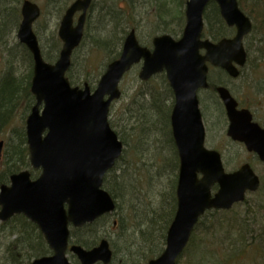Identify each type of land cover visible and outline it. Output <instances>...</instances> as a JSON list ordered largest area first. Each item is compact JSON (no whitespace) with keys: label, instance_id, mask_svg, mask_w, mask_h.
I'll use <instances>...</instances> for the list:
<instances>
[{"label":"water","instance_id":"95a60500","mask_svg":"<svg viewBox=\"0 0 264 264\" xmlns=\"http://www.w3.org/2000/svg\"><path fill=\"white\" fill-rule=\"evenodd\" d=\"M91 1L74 0L66 8L57 29L62 45L53 63L43 60L32 29L40 8L30 0L21 3L16 38L32 57L30 91L35 100L25 119L26 144L30 166L39 174L31 178L28 170H21L10 175L8 184L0 185V221L22 214L43 234L51 253L34 258L31 264H72L66 256L68 250L79 264L110 262L112 252L105 239L89 249L68 246L69 225L81 227L114 210V201L102 182L121 155L123 144L108 123V112L112 101L121 95L118 84L123 75L141 62L140 80L164 72L172 90L170 126L179 161L177 206L165 246L146 264H175L201 215L210 209H229L259 185L249 164L225 172L218 151L205 147L197 97L200 89L208 87V64L237 76V67L246 59L242 38L250 31L251 22L237 0H187L178 39L157 35L149 49L138 43L131 29L118 58L106 65L90 90L86 83L71 86L65 74L72 51L82 39ZM209 1L216 3L226 25L235 28L232 37L217 41L201 38L202 13ZM76 12L80 14L73 24ZM215 91L228 118L227 136L244 143L264 163V130L251 121L248 110L236 109L226 87L216 86ZM2 147L0 140V156ZM214 185L217 189L212 194Z\"/></svg>","mask_w":264,"mask_h":264},{"label":"trees","instance_id":"16d2710c","mask_svg":"<svg viewBox=\"0 0 264 264\" xmlns=\"http://www.w3.org/2000/svg\"><path fill=\"white\" fill-rule=\"evenodd\" d=\"M21 1L0 0V46H3L0 49L7 51L6 55L10 61L6 74L0 78V133L4 126L10 128L0 159V185L8 182L10 174L24 169H29L32 177L38 173L29 166L23 116L19 124L10 122L15 108L21 101L24 111H27L34 102L29 90L32 68L26 75L28 80L23 83L22 78L16 75L13 62L19 56L22 61H28L30 64L31 56L20 43L15 42L14 46L8 47L6 41V37L11 36L19 24ZM105 1L110 3L107 8H100L97 11L100 27L93 38L92 47L102 53L105 52L107 63L118 57L127 29L130 30L134 25L128 19L129 23L126 25V22H122L123 18L122 20L120 18V14L131 10L128 6L132 0H125L127 7L122 8L123 10H118L117 0ZM174 1L178 7H182L181 1ZM166 2L165 0L157 5L160 19L170 11V6ZM237 2L240 9L252 20L251 31L254 27L260 29L263 44L258 50L264 51V0H237ZM67 3L68 0L46 1L47 5L53 6L57 14L65 10ZM159 8L162 10L160 11ZM92 9L93 3L90 11ZM179 13L182 19L181 8ZM89 16L86 19V27L90 23ZM203 16L204 37L218 40L231 33L223 23L214 3L207 5ZM176 35L174 34V37ZM38 41L40 44L39 38ZM48 41L49 49L46 52L41 49V53L46 61L53 62L57 58L60 41L54 32L49 34ZM83 43L84 39L75 51L82 48ZM70 71L69 68L66 73L70 83L73 85L80 82L73 78ZM162 79L165 87L160 92L154 87L146 88L144 92L140 90L139 97L131 101L133 107L137 106L135 109L130 107L133 110L132 118L136 121L118 130L114 127V122L109 120L110 126L124 145L122 154L115 166L105 174L102 183V187L115 200V211L98 218L93 223L70 229V243L91 248L101 238H106L100 228H113L121 244L119 249L114 248L112 239L109 240L113 252L109 264H146L149 259L156 257L163 249L165 233L175 212L178 158L169 125L172 94L165 78ZM96 81L83 78L80 84L87 82L93 87ZM214 85L216 83L210 81V91H213ZM143 94L147 95V98L141 97ZM160 106L167 108L165 123L162 120V111L159 110ZM127 109L130 113V109ZM152 136L156 139L152 145L160 151L166 149L168 153L165 158L159 160L152 158L149 163H145L143 160L149 158V154L145 152L147 145L145 140L151 142L148 137ZM167 172L169 176L166 179ZM252 195L253 198L246 196L243 202L235 204L228 211L206 212L196 224L176 264H256L254 261L257 256L254 251L259 253L258 257L264 264V181ZM0 232L8 238L4 245V254L1 256V264H30L34 257L50 253L36 225L21 214L0 222ZM69 259L73 264H78L70 253Z\"/></svg>","mask_w":264,"mask_h":264},{"label":"rangeland","instance_id":"374dc122","mask_svg":"<svg viewBox=\"0 0 264 264\" xmlns=\"http://www.w3.org/2000/svg\"><path fill=\"white\" fill-rule=\"evenodd\" d=\"M31 1L37 3L41 8V17L39 18V21L35 23L34 30H36L37 36L40 40L41 49H44L46 52V50L50 47V43L48 41L49 34L53 32L56 33L59 20L63 12L61 14H57L52 5L46 4L47 0ZM72 1L73 0H68L67 5ZM117 1V5H119L117 7L118 10L127 7L125 0ZM166 1V3L170 6V11L168 14H165L164 16L162 15V19L158 16L157 5L165 2V0H132L128 6L131 10L126 13L123 12L122 15L120 14L121 20L123 18L122 22H126V25H128V19L134 25L133 28L135 30V35L140 45L150 48L152 37L163 34L165 33L164 31H170L171 33H166L172 36H174V34L179 36L180 29L183 25L179 9L181 8V12H183L185 0H179L182 2V7H178L174 0ZM109 3L110 2L105 0H94L93 9L88 14V16L90 15L88 18L90 23L88 27L85 26L84 43L82 48L73 53L72 65L70 67V74H72L73 78L77 81L81 82L83 78H88V81L94 82V80H98L99 76L104 71L107 61L105 52L102 53L95 50L92 47V42L93 38L97 34V29L100 27V24L98 23L97 11L100 8H107ZM159 9L160 11L162 10V8ZM127 31H129V28ZM259 31L260 29L254 27L250 35L243 41L247 50V62L241 69V75L238 78H228L225 76L226 74L224 72L223 74L217 69L214 70L212 67L209 69L210 71L208 73L212 81L216 84H224L227 86L236 98L241 100L243 105L250 107L258 116H260L262 112L264 113V86L262 89L256 90V88L260 87L259 79L261 78H259L258 75L264 74V59L260 58L264 57V51L259 52L258 50L261 47V44H263L261 42L262 34L260 33L261 31ZM233 33L234 30H232V33L229 34L228 37L232 36ZM6 41L8 47L14 46L15 42H17L15 31L11 36L8 35L6 37ZM0 48H3V46H0ZM6 53V50L4 51V49H0V78L6 74L7 67L10 64V61H8L9 57H7ZM13 62L16 68V75L22 78L23 83H26L28 80L26 75L29 69L32 68V63L29 64L28 61H22L19 56ZM138 70L139 64L132 67L130 71L125 74L119 84L121 96L118 100L114 101L110 107L108 119L111 122H114V127L118 128V130L123 127H127L130 123L136 121V119L134 120L132 118L133 110L130 109V107L133 109L137 108V106H132L131 101L135 100L134 98L139 97L140 90L144 92L146 91V88L154 87L155 90L160 92V90L165 87V83L162 79L163 75H156L150 81L148 80L149 82H146L148 84H145V82H141L137 78ZM80 82L73 85H80ZM253 90H256L257 93ZM141 97L147 98V95L143 94ZM203 97L204 101L202 102ZM198 98L200 100V108L204 111V127L206 131L205 145L208 148L216 149L221 153L226 171L236 169L240 164L247 161L259 175L261 182H263L264 172L261 171L262 166L260 162L256 160H248L250 155H248L240 146L231 142L226 136L224 113L221 110L218 98L215 99V95L210 93L208 90L198 92ZM23 106V101H21L18 104V107L14 110L15 112L13 117L10 119L11 123L19 124L22 121V116L25 119L29 109L24 111ZM127 108L130 109V113ZM166 109V107L162 106H160L159 109L162 111V120L164 123L167 121ZM7 127L9 126H4L3 131H1L2 133H0V139L3 141L6 140L7 136L9 137L10 128ZM148 140L151 142L145 140V143L147 144L145 145V152L149 154V158L148 160L145 158L143 161L145 163H149L152 158H156L157 160L163 157L165 158V155L168 153L166 152V149L160 151L153 146L152 144L156 142V139L153 136L148 137ZM159 153H161V155H157ZM135 171L136 169H134V172ZM168 176L169 173L167 172L165 175L166 179ZM160 180H162V178ZM248 197L253 198V195L249 194ZM117 217L118 216H115V218ZM100 231H102V235H105L108 240L112 239L114 248L120 247L121 242L118 241L117 233L113 230V228L102 227L100 228ZM7 239L8 238L4 236V233L0 232V264L2 262L1 256L4 254L3 249ZM251 254H253V252H251ZM254 254L257 256L256 261L254 262H256V264H262L261 258L258 257L259 253L254 251Z\"/></svg>","mask_w":264,"mask_h":264},{"label":"flooded vegetation","instance_id":"af4514ba","mask_svg":"<svg viewBox=\"0 0 264 264\" xmlns=\"http://www.w3.org/2000/svg\"><path fill=\"white\" fill-rule=\"evenodd\" d=\"M260 58L264 59V57H260ZM242 68H240V73H239L238 77L241 75V69ZM258 76H259V78H261V79H259L260 80V87L259 88H256V90H260L264 86V74L258 75ZM253 77H255V76H253ZM256 90H253V91H255L257 93ZM231 94H232V96L234 97V99L237 102V106H236L237 109L247 108L250 111L251 115H252V121L255 122V123H257L262 129H264V113L262 112V114L260 116L256 115V112H253V110L250 107H247L246 105H243L242 102H241V100L239 98H236V96L233 93H231ZM203 101H204V97H203ZM221 107L224 110V106H221ZM202 113H203V120H204V111ZM224 120H225L226 127H227L228 121H227V118H226L225 111H224ZM231 142H233L234 144H237L238 146H240L248 155H250V158L248 160H256V161H259L258 155L255 152L247 151L245 149L244 145L241 142H238V141H231ZM243 163H245V162H243ZM261 166H262L261 171L264 172V166H263L262 163H261Z\"/></svg>","mask_w":264,"mask_h":264},{"label":"bare ground","instance_id":"6f19581e","mask_svg":"<svg viewBox=\"0 0 264 264\" xmlns=\"http://www.w3.org/2000/svg\"><path fill=\"white\" fill-rule=\"evenodd\" d=\"M29 87H30V84H29ZM19 89V88H18Z\"/></svg>","mask_w":264,"mask_h":264}]
</instances>
